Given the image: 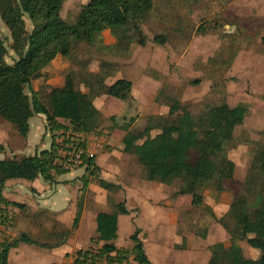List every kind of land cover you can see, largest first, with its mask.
<instances>
[{
    "label": "rangeland",
    "instance_id": "1",
    "mask_svg": "<svg viewBox=\"0 0 264 264\" xmlns=\"http://www.w3.org/2000/svg\"><path fill=\"white\" fill-rule=\"evenodd\" d=\"M87 1L63 0L61 17L69 23L74 22L81 5ZM26 24L29 27L28 20ZM140 28L142 36L130 32L131 38L123 44L105 29L100 44L76 43L68 56L57 57L52 63L51 69L58 71V77L64 79L71 73L76 88L92 94L93 103L101 113L96 135L102 147L96 156L106 155L105 172L97 167L96 173L91 175L85 166L79 165L60 175L62 178L56 183L66 189L77 188V198L74 202L67 195L68 203L59 206L58 215L47 214L45 210L28 212L23 218L28 220L31 229H35L32 237L40 244L65 241L70 248H67L66 261L61 264H71L68 256L73 258L78 247L95 249L98 246L93 241L76 237L78 223L74 227L71 224L79 206L80 211L88 208L89 201H96L105 191L103 208L112 209L115 200L127 201L136 227L139 218L137 222L133 219L144 204L161 215L162 224L156 231L160 246L147 235L146 246L152 258L158 254L162 259L161 252L167 255L173 251L171 264H204L210 254L209 246L216 242H222L229 254L238 250L246 258H259L260 250L249 246L245 240L231 238L217 219L224 217L230 225L225 214L235 197H243L254 210L264 194V175L259 161L264 149V0H153L152 9L142 18ZM0 34L9 37L1 19ZM161 34L165 36L164 43L154 42L153 37ZM141 37L144 45L138 43ZM10 42L6 41L8 62L17 57L9 47ZM58 77L49 84L40 78L32 81V87H39L40 98L46 105L47 93L58 84ZM118 77L132 82L125 100L104 94L100 84H96L99 78L103 84H110ZM174 101L177 105L170 110ZM223 102L248 107L243 122L235 127L232 139L222 153L234 162L233 177L222 186L217 180L201 183L197 190L200 203L193 205L190 194L177 193L182 184L180 180L169 184L148 180L145 166L133 153L122 149L121 139L126 126L136 133L152 127L150 135L153 136L163 125L177 121L184 108L199 116L209 107ZM5 121L0 118V131L10 129L6 135L11 136L15 128L7 121L4 125ZM29 123L26 148L37 152L40 146H48L51 134L42 137L48 129L41 116L34 115ZM2 145L0 159L7 155V151H3L6 146ZM103 177L113 180L110 182L119 188L105 190L98 182ZM18 180L27 186L38 185V180ZM141 188H146L145 192ZM22 191L20 184L8 186L10 193ZM88 192L95 200L86 202ZM143 196L150 198L149 204L142 202ZM42 199L37 193L31 198V207L41 205ZM22 208L10 206V210H6L7 224L0 223V244L19 237L15 227ZM47 221L57 234L45 228ZM151 224L149 222L150 228ZM127 230H120L116 243L124 241ZM28 247L33 252L25 253L27 264H45L47 260L58 258V250L40 252L38 245L37 248L33 244ZM16 257L12 255L10 264H15ZM123 264L134 262L129 258ZM161 264H169V261Z\"/></svg>",
    "mask_w": 264,
    "mask_h": 264
},
{
    "label": "trees",
    "instance_id": "2",
    "mask_svg": "<svg viewBox=\"0 0 264 264\" xmlns=\"http://www.w3.org/2000/svg\"><path fill=\"white\" fill-rule=\"evenodd\" d=\"M62 4L63 0H0V19L9 32L8 38L0 34V118L11 123L19 135L26 137L29 119L41 114L45 128L51 134L48 148L32 155L0 159V223L4 225L8 219L7 207L22 206L4 197L5 182L12 178L34 180L39 177L46 182H54L58 175L69 170L58 164L57 134L70 130L96 135L100 124L101 113L93 103L92 94L76 88L71 73L64 76L61 86L49 89L48 105L32 87V81L42 76V70L57 55L68 56L74 44H100L105 29L122 44L131 38L130 32L142 36L140 23L152 9L153 0H88L81 5L72 23L61 17ZM7 40L11 41L9 47L17 56L12 62L6 60ZM164 40L162 34L153 37L157 43H164ZM138 43L144 45L142 37ZM96 84H100L104 94L122 100L127 99L132 87L131 80L122 77L110 84H103L99 78ZM176 105L174 101L170 110ZM247 111L246 104L230 106L225 102L209 107L199 116L184 108L177 121L163 125L153 136L150 135L152 127H145L137 133L126 131L121 139L122 149L133 153L145 166L148 180L164 184L180 180L182 184L177 193L190 194L194 205L200 203L197 190L201 183L217 180L222 186L224 181L233 177L234 162L222 153ZM259 161L264 175V149L260 152ZM82 166L91 175L98 167L94 156L84 157ZM98 182L107 191L119 188V185L102 178ZM80 212L79 206L73 227L78 223ZM128 212L124 200L114 202L110 212L99 211L95 219L96 236L92 238L98 247L78 249L71 264H99L103 260V264H123L129 258L136 264H153L145 253L138 228L130 235L133 242L130 248L117 247L114 243L118 215ZM225 215L229 217L230 225L224 217L217 220L229 236L245 240L262 254L257 259L246 258L238 250L229 254L222 242H216L209 246L207 264H264V194L254 210L243 197H235ZM19 242L49 246L22 233L0 244V264H8L9 250Z\"/></svg>",
    "mask_w": 264,
    "mask_h": 264
},
{
    "label": "crops",
    "instance_id": "3",
    "mask_svg": "<svg viewBox=\"0 0 264 264\" xmlns=\"http://www.w3.org/2000/svg\"><path fill=\"white\" fill-rule=\"evenodd\" d=\"M57 57H61V56L57 55L51 61V63L42 70V76L40 77V79H42V80L45 79L46 80L45 82H47L48 84L50 82H54V79H56L59 76L58 71L51 69V65L54 62V60H56ZM58 79L60 80V81L58 80V84L53 85L52 87L61 86L63 84V82H64L63 76L58 77ZM34 89L38 91L39 87L34 88ZM37 116H41L42 121L44 123L43 116L41 114H37ZM5 124L7 125L8 123H6V121H5L4 125ZM10 128H12V127H10ZM29 131H30V123H29ZM126 131H128V126H126V128H125V132ZM6 132H10V129H8L7 131H0V145L2 147L3 146L2 143H4L6 148H4L3 151L4 150L7 151V155L3 158L12 157V156L32 155L35 153V152H30L29 149L26 148V147H28V142H29L28 141V139H29L28 134L26 137H22L21 135L18 134L16 129H15L14 134H11V136L6 135ZM45 135L50 136L49 133L46 132V130H45V133L42 135V137H45ZM50 142H51V137H50ZM50 142H49L47 147L43 148L40 146L37 151L48 148L50 146ZM41 143L43 144V139L41 140ZM8 147H9V149H7ZM3 158H1V159H3ZM105 158H106L105 154H102L98 157L97 156L95 157L97 166L103 168V169H101V171L103 170L102 172H105V168L103 167V165L105 163ZM60 175H62V174H60ZM60 175H58L55 178V181L52 183L44 181L41 177L36 178V179H34V180H38V185H36V186H33V185L27 186L22 181L18 180L19 178H12V179H9L5 182V188L3 190L4 197L6 199H8L9 201H14V202L20 203L22 205L21 207L20 206H14V205H10V206L14 207V209L16 207H18V208L23 207L22 209L27 210V212H25L24 210H21L22 211L21 213H23V216L20 213L18 219L16 220L15 233H18V236L21 235L22 233H26L32 239H34L32 237V235L35 233V229L34 230L31 229L33 227L28 226V220L23 218L24 216H27L28 212H43V210H45L47 212V214H49V212L52 215L57 214L60 210L59 206L65 205L68 203L67 202L68 201L67 195L68 196L70 195L71 196L70 198H73V201L75 202V199L77 198V194H78V191H77L78 189L75 187L76 189H72V190H74V191H72L71 189H66V188L62 187L60 183H56V182H59L60 178H62V177H60ZM103 178L106 181L108 179L106 177H103ZM20 179H22V178H20ZM108 181L110 182L113 180L108 179ZM10 184H20L23 187V191L20 192L19 194H16V193L14 194V193L8 192V186ZM125 189L128 190V188H126V187H125ZM141 189H143V192H145L144 190H146V188H141ZM35 190H36V192H35ZM27 191H28V193H27ZM37 193H38L39 197L43 198L42 200L44 202L41 205L38 204V205H35L34 208H32L31 205H33V203L31 201V198L33 196H36ZM102 193H103V195L99 198H96V201H89V203H91V205H89L88 208H86V207L83 208V210L80 212V217H79L78 226H77V233H76L77 238L79 237V239H81V240H83V238H87V239H89L90 242H92V238L96 236V221H95V219H96L97 213L99 211L110 212L113 210V208L110 210L103 208L106 204V199H105L106 195H105V191H102ZM85 200L87 202V200H95V199H94V197L91 196L90 192H88ZM141 200L143 203L144 202L148 203L150 198H146L143 196L141 198ZM114 202H119V200H115ZM24 204L26 205L25 207H24ZM125 204L127 206L128 202L125 201ZM84 205H86L85 202H84ZM10 206L7 207V210H10ZM100 208H103V209H100ZM77 209H76V211H77ZM127 209L129 210V212L127 214H119L118 215L117 236H118V234L122 228L123 229L127 228L128 230H127L126 235L124 236V241L121 242L120 244L116 243L114 241L115 245L117 247H122L123 245H125V246L130 248L133 244L132 240L130 239V235L138 228L139 229L138 236L143 241V247H144V250H145V253H146L148 259L153 264H161L162 262H165V261H169V264H171L172 258H170V254L173 253V251L167 255H165V253H163L164 251L161 252L162 253V259L160 256H158V254H156L157 257L154 256L152 258L149 255V250H148V247L146 246V244L148 243L147 235L149 237L150 236L152 237L154 244H156L158 247L160 246V244H159L160 238L157 237L156 231H157L158 227L161 226L162 219L160 217L161 215L158 214V211H156V209L154 210L149 205L144 204L143 208L140 210L137 217L135 219H133L137 222L138 221L137 219L139 218V221L137 222L138 227H136L135 226L136 224H134V221H132V219H131L133 216L131 214L132 213L131 209L128 207H127ZM53 210H56V211H53ZM75 214H76V212H75ZM74 217H73L71 226H73ZM149 222H152V224H151L152 228H150L148 226ZM29 224H31L30 221H29ZM45 228H47V230H49L52 234H57V230L53 229V225L50 224L49 221L46 222ZM24 244H27V243L19 242L17 244V246L10 248L9 253H8V264H10V259H11L12 255H14V256L17 255V257H16L17 259L14 260L15 264H27L24 261L25 259L26 260L28 259V256L25 253L33 252V250L28 247L29 245H32V244H27V245H24ZM79 244L81 245V243H77V245H79ZM33 245H36V244H33ZM48 245H49L48 247H41L40 246V248H39V245H38V248L36 245V248L38 250H40V252L41 251H53L54 252V251L58 250L57 252H59V253L57 255L58 256L57 260H52V259L47 260V262L45 264H54V263L55 264H61V263L66 261V258H67L66 254L69 252L67 248H70V247L67 246V243L65 241H61V242H57V243H53V244H48ZM23 246H27V247H23ZM78 249H81V248L78 247ZM157 249H159V248H157ZM183 253H185V252H183ZM209 258H210V254H208V257H207L206 261L204 262V264H207ZM68 259H69L68 263L69 262L72 263L73 258H70L68 256ZM186 262H188V260ZM134 264H136V263L134 262ZM189 264H196V263L190 262Z\"/></svg>",
    "mask_w": 264,
    "mask_h": 264
},
{
    "label": "built area",
    "instance_id": "4",
    "mask_svg": "<svg viewBox=\"0 0 264 264\" xmlns=\"http://www.w3.org/2000/svg\"><path fill=\"white\" fill-rule=\"evenodd\" d=\"M55 141L59 143L58 164L61 166L72 169L81 165L84 157H96L101 149V140L95 134H80L71 131H60ZM105 263V260L99 264Z\"/></svg>",
    "mask_w": 264,
    "mask_h": 264
}]
</instances>
